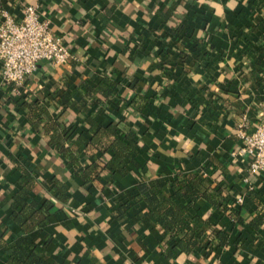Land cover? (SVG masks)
<instances>
[{
	"label": "crops",
	"instance_id": "obj_1",
	"mask_svg": "<svg viewBox=\"0 0 264 264\" xmlns=\"http://www.w3.org/2000/svg\"><path fill=\"white\" fill-rule=\"evenodd\" d=\"M24 4L38 6L76 59L40 61L19 91L0 74V264H13L24 235L13 215L28 180L27 204L51 202L49 222L28 235L51 264H264V175L234 154L240 126L252 128L264 102V0H0V9L21 17ZM105 79L115 85L102 90ZM90 117L117 122L140 146L124 171L103 166L85 181L81 170L101 154L85 149ZM189 173L231 194L229 204L243 201L238 215L193 201L199 239L186 253L148 202Z\"/></svg>",
	"mask_w": 264,
	"mask_h": 264
},
{
	"label": "trees",
	"instance_id": "obj_2",
	"mask_svg": "<svg viewBox=\"0 0 264 264\" xmlns=\"http://www.w3.org/2000/svg\"><path fill=\"white\" fill-rule=\"evenodd\" d=\"M114 85L111 80L105 79L101 87L102 90H108ZM128 109L133 110L132 107ZM86 122L92 132V136L85 147L86 152L88 150H98L101 154L92 156L95 160L81 170L80 176L85 181H90L97 177L103 166H109L113 170L124 171L121 165L125 163L126 159L135 161L133 154L138 152L140 146V140L135 133L121 131L117 122L103 125L96 121L94 117L88 118ZM54 141L63 155L68 156L72 163L77 162L78 155L72 152L71 147L64 148V136L58 135L54 137ZM108 152L112 154V157L103 160L104 155ZM30 182L29 180L26 181L15 197L13 218L23 229L24 235L12 245V263L51 264L42 256L39 245L28 238V235L35 229L43 227L49 222L48 212L51 207V202H46L41 208H37L36 202L27 204L23 196L32 189L33 183ZM205 182L206 179H201L197 173H189L183 176L181 180L178 178L175 181L176 190L173 195L160 197L153 202H148L153 217L166 230L169 237L175 240L178 248L186 253L196 246L199 239L197 217L192 218L188 215V210L193 201L203 197L223 210L230 209V214L238 215L241 209L237 199L232 202V205L229 204L231 194L223 195L221 190L216 188V185L209 184L206 186ZM226 186V182H224L222 187ZM147 189L148 186L144 182L139 184L140 192L144 193ZM210 189H213V192ZM67 190L68 185L66 183L59 179L55 180L54 193L63 201L68 200ZM184 199H190L191 202L186 204ZM19 206L22 207L20 211L17 210ZM5 245L6 243L2 242L0 237V248Z\"/></svg>",
	"mask_w": 264,
	"mask_h": 264
},
{
	"label": "built area",
	"instance_id": "obj_3",
	"mask_svg": "<svg viewBox=\"0 0 264 264\" xmlns=\"http://www.w3.org/2000/svg\"><path fill=\"white\" fill-rule=\"evenodd\" d=\"M22 11V16L17 17L9 8L0 9V74L3 83L17 91L25 86L40 61L70 64L76 59L37 5L24 4ZM238 136L241 142L235 156L250 174L264 175V102L256 124L252 128L241 125ZM242 201V197L237 198L238 203Z\"/></svg>",
	"mask_w": 264,
	"mask_h": 264
}]
</instances>
